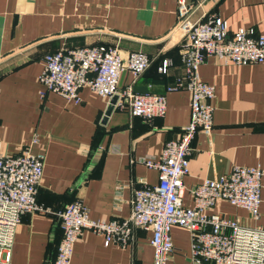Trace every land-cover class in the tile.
I'll return each mask as SVG.
<instances>
[{"label":"crops","instance_id":"0c3cea01","mask_svg":"<svg viewBox=\"0 0 264 264\" xmlns=\"http://www.w3.org/2000/svg\"><path fill=\"white\" fill-rule=\"evenodd\" d=\"M182 1L191 22L215 15L228 34L251 28L264 35V0ZM177 6V0H0L1 154L14 156L27 147L43 153L36 201L49 211L21 216L9 264H53L61 238L57 213L68 203L80 201L92 220H124L139 181L157 184L156 171L137 161L156 159L189 121V93L165 91L185 76ZM97 45L116 47L122 57L135 51L148 57L150 64L132 90L163 94V117L146 123L112 110L101 124L108 99L87 88L80 89L77 104L53 93L39 97L44 55ZM163 61L170 65L160 73ZM196 76L213 87V125L190 143L182 204L192 206L190 191L202 179L225 175L233 166H258L257 220L226 203L213 211L242 226H264V63L234 65L208 57ZM130 80L122 74L119 88ZM34 137L37 143L30 146ZM170 233L173 252L167 264H189L187 232L172 227ZM149 239L148 231L132 228L125 246L104 245L102 236L85 231L74 243L70 264H151Z\"/></svg>","mask_w":264,"mask_h":264},{"label":"built area","instance_id":"2783aa9c","mask_svg":"<svg viewBox=\"0 0 264 264\" xmlns=\"http://www.w3.org/2000/svg\"><path fill=\"white\" fill-rule=\"evenodd\" d=\"M177 27L182 34L179 62L185 76L165 91L189 93V121L178 137L167 141L155 159L137 162L157 173V184L139 181L132 193L130 214L124 220L96 221L84 205L74 200L57 213L61 238L53 264H70L73 246L83 232L100 235L104 245L125 246L132 228L150 233L151 264H167L173 252L171 228L178 227L189 237V264H264V226H242L222 217L213 209L219 203L239 208L257 220L260 204L258 166H233L220 177L202 179L190 191L191 207L182 204V178L188 172L190 143L197 132L208 134L212 128L213 87L201 82L196 70L208 57L234 65L264 63V35L253 29H238L228 34L224 21L208 15L200 22L188 19V8L177 0ZM150 62L140 52L122 57L116 47L61 49L42 58L38 76V95L53 93L66 102L77 104L79 91L87 88L102 99L116 98L112 109L150 123L165 112L163 94H138L133 84ZM170 62L163 61L157 71L163 73ZM130 82L119 88L122 74ZM37 143L34 137L30 146ZM43 153H31L29 147L14 156H3L0 145V264H9L14 232L22 215L48 213L36 201L42 176Z\"/></svg>","mask_w":264,"mask_h":264},{"label":"water","instance_id":"95a60500","mask_svg":"<svg viewBox=\"0 0 264 264\" xmlns=\"http://www.w3.org/2000/svg\"><path fill=\"white\" fill-rule=\"evenodd\" d=\"M115 100H116V98H115L114 96L108 100L107 107H106V109H105V111H104V114H103V117H102V119H101V124H104V123H105L107 117H108V116L110 115V113L112 112V110H113V109H112V106H113Z\"/></svg>","mask_w":264,"mask_h":264}]
</instances>
